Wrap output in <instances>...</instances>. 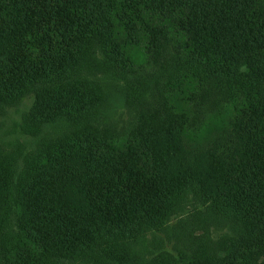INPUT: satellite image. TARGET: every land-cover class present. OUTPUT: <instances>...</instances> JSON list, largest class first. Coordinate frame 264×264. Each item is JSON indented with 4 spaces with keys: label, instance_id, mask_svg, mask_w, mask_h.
Returning a JSON list of instances; mask_svg holds the SVG:
<instances>
[{
    "label": "trees",
    "instance_id": "1",
    "mask_svg": "<svg viewBox=\"0 0 264 264\" xmlns=\"http://www.w3.org/2000/svg\"><path fill=\"white\" fill-rule=\"evenodd\" d=\"M10 108L61 131L0 156V264H264V0H0ZM200 209L219 241H166Z\"/></svg>",
    "mask_w": 264,
    "mask_h": 264
},
{
    "label": "rangeland",
    "instance_id": "2",
    "mask_svg": "<svg viewBox=\"0 0 264 264\" xmlns=\"http://www.w3.org/2000/svg\"><path fill=\"white\" fill-rule=\"evenodd\" d=\"M112 87H114L112 89L114 94L109 95V106L106 108L109 109V112L104 115L103 119L105 120L100 121V126L102 129H113L115 127L119 134H123L128 129L127 126L134 120L138 108L126 104L125 93L121 92L123 88L120 84H116L115 82V84H112ZM29 103L30 100H25L24 104L20 107V111L25 110V105ZM215 110L211 108V111L207 113L205 125L210 126V121L220 125L226 120L225 108L220 109V112H214ZM7 112L6 115L0 114V156H6L5 153H7L14 155L15 158H21L23 155H27L39 147L38 145L40 143L38 138H41L44 134L51 138L53 134L61 131L57 127L53 129L50 126L47 131L36 137L27 133L24 134L20 130L22 126V113L17 111L16 108H10ZM41 142L43 141L41 140ZM194 213L195 215L188 213L186 216L178 217H187L186 221L183 220L180 222L181 220H177L176 218L172 220L170 223L172 229L169 232V238L166 239L167 242L178 240V237L181 236V242L190 245L192 241L196 243L204 242L207 238L204 237L205 233L208 239L212 241H219L224 236L223 228H216L217 226L215 225L209 226L206 216L202 213V209ZM202 228L205 230L204 233ZM149 241L151 243V247L149 248L150 252H153L154 248L159 249L161 247L162 242H158L153 236L149 235ZM163 245H167L168 247L169 243L163 242ZM172 247L173 245L169 246L168 249L176 253Z\"/></svg>",
    "mask_w": 264,
    "mask_h": 264
}]
</instances>
